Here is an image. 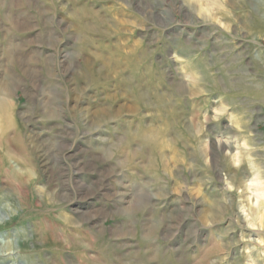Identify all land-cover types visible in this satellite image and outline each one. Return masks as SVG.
I'll use <instances>...</instances> for the list:
<instances>
[{"label": "rangeland", "instance_id": "obj_1", "mask_svg": "<svg viewBox=\"0 0 264 264\" xmlns=\"http://www.w3.org/2000/svg\"><path fill=\"white\" fill-rule=\"evenodd\" d=\"M264 0H0V264H264Z\"/></svg>", "mask_w": 264, "mask_h": 264}, {"label": "bare ground", "instance_id": "obj_2", "mask_svg": "<svg viewBox=\"0 0 264 264\" xmlns=\"http://www.w3.org/2000/svg\"><path fill=\"white\" fill-rule=\"evenodd\" d=\"M262 195H264V194H262ZM1 259V258H0Z\"/></svg>", "mask_w": 264, "mask_h": 264}]
</instances>
